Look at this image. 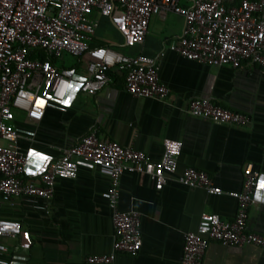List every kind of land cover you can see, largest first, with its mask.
I'll return each mask as SVG.
<instances>
[{"label": "built area", "instance_id": "1", "mask_svg": "<svg viewBox=\"0 0 264 264\" xmlns=\"http://www.w3.org/2000/svg\"><path fill=\"white\" fill-rule=\"evenodd\" d=\"M169 13L180 15L184 26L158 58L92 45L99 27L96 15L108 19L121 36L123 48L132 49L144 45L152 16L163 18ZM166 51L233 70L249 62L264 72V0H192L189 8L179 6L178 0H0V204H12L20 198L49 202L55 181L75 179L80 165L106 176L113 226L111 251L87 257V264H113L118 254L136 255L141 249L140 213L118 208L120 180L125 174L150 180L156 190L172 178L187 188L237 200L233 220L204 214L196 230L185 233L180 264H202L210 242L264 251V235L250 231L247 222L248 208L257 204L254 193L261 186L260 172L252 164L243 170L241 190L225 193L205 172L193 167L177 174L180 141L164 139L162 158L153 163L141 151L100 140L93 132L60 157H46L32 173L25 170L30 155L18 143H30L32 137L15 127L14 110L24 112L28 120L41 122L49 108L68 107L79 94L100 92L113 73L123 75L124 89L131 96L164 101L169 89L159 80L158 60ZM68 55L74 63L65 67ZM187 113L234 127L249 122L247 115L217 106L207 98L191 99ZM20 235L19 222L0 218V264H8L1 239Z\"/></svg>", "mask_w": 264, "mask_h": 264}, {"label": "crops", "instance_id": "2", "mask_svg": "<svg viewBox=\"0 0 264 264\" xmlns=\"http://www.w3.org/2000/svg\"><path fill=\"white\" fill-rule=\"evenodd\" d=\"M178 5L189 8L192 0H178ZM96 18L98 31H110L120 40L109 43L98 35L93 46L151 58H158L184 26V19L177 14L152 16L144 45L127 49L108 19ZM158 65L159 80L169 89L164 101L131 96L124 89L123 75L113 73L100 92L79 94L68 107L49 108L41 122L14 110L13 124L32 137L30 143H18L30 155L26 172L37 170L46 157H60L93 132L100 140L141 151L153 163L162 158L164 139L177 140L182 143L177 174L193 167L205 172L225 193L241 190L246 165L257 168L261 186L254 193L257 204L248 208L247 222L250 231L264 235V72L249 62L233 70L189 61L169 51L159 58ZM198 98L243 113L249 122L234 127L194 118L187 113V106ZM108 188L106 176L80 165L75 179L55 181L49 202L20 198L12 204L1 203L0 218L19 222L23 233L1 239L8 264H87L89 256L110 253L113 226ZM118 208L140 213L142 246L136 255L118 254L113 264H180L184 235L196 230L201 216L214 214L231 221L238 203L231 196L209 195L172 178L156 190L150 180L125 174L120 180ZM202 264H264V251L210 242Z\"/></svg>", "mask_w": 264, "mask_h": 264}, {"label": "rangeland", "instance_id": "3", "mask_svg": "<svg viewBox=\"0 0 264 264\" xmlns=\"http://www.w3.org/2000/svg\"><path fill=\"white\" fill-rule=\"evenodd\" d=\"M99 33V34H98ZM98 35H101V39L105 40L106 42L109 43H114V44H118L120 38H118L117 36H115L112 32H108L102 29H99V31L97 30V33L94 35V37H98ZM74 63V59L71 56H65V67H69Z\"/></svg>", "mask_w": 264, "mask_h": 264}, {"label": "trees", "instance_id": "4", "mask_svg": "<svg viewBox=\"0 0 264 264\" xmlns=\"http://www.w3.org/2000/svg\"><path fill=\"white\" fill-rule=\"evenodd\" d=\"M45 58V56L42 55V59Z\"/></svg>", "mask_w": 264, "mask_h": 264}]
</instances>
